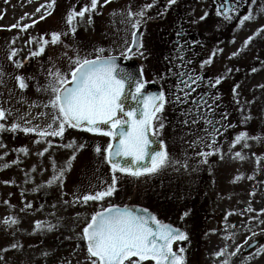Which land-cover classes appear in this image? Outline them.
I'll list each match as a JSON object with an SVG mask.
<instances>
[{"label": "rangeland", "instance_id": "1", "mask_svg": "<svg viewBox=\"0 0 264 264\" xmlns=\"http://www.w3.org/2000/svg\"><path fill=\"white\" fill-rule=\"evenodd\" d=\"M128 1L111 0L110 3L104 4V0H99L96 12L91 14L92 23L87 22L89 14L86 13L84 21L77 26L73 36L66 23V17L71 10L79 11L89 5L90 0H55L52 9L47 8L51 0H7V2L0 0V71L4 73L3 83L0 84V104L13 111L19 109L20 115L29 111L32 116L47 112L49 114L47 117L39 116L33 120V124H48L51 120V109H45L43 105L48 102L50 94L37 91V83L40 85L45 83L46 74L43 69L50 67L51 59L63 70H67L68 61L66 58H61L66 51L64 44L69 46L67 49L69 55H74L72 48L76 47L79 48L81 56L91 54L89 58L95 57V49L101 47L106 53L120 54L124 51L125 39L130 41L131 37V28L127 19ZM41 5L45 7L41 8ZM249 6L250 0H247V9L241 10L239 15L246 14ZM256 7L258 5L253 6L254 11ZM37 8H41V11L37 12ZM48 11L51 15L40 20L41 14ZM206 11V7L200 9L198 17L185 20L192 35L202 33L199 48L201 54L199 53L196 68L200 73H207L211 78L226 74L229 68L233 69L216 88V95L221 97L219 102L222 109L219 112L227 113L229 122L236 127L228 128L219 137L218 153L223 154V159L219 154L213 164H210L209 169L200 172L197 182L192 187L196 200L194 208L199 215L196 222L193 220L195 228L191 230L190 227L188 234L190 238L195 239L197 235L198 237L205 235V239L201 245L202 238H199L195 242V247H192L188 241L190 253L186 264H223L225 259H228L230 264H245L246 257L254 253L257 248L264 246V223H261L264 221V214H261V210H264V142L249 140L250 146L247 148L242 144H237L235 148H231L230 145L241 131L248 132L250 136L264 137V89L259 87L264 85V63H261L264 61V34L255 37L248 48L235 58L229 59V57L241 49L243 42L247 37L252 36L257 28L264 26V15L255 21L246 22L244 26L239 25L238 18L232 19L228 24L226 22L222 25L209 26L210 24H206L205 20L199 19ZM25 24L33 26L21 31V27ZM12 25L19 26L12 28ZM225 25L227 26L224 27ZM197 28H200V31ZM149 29L151 30L146 31L147 34L144 36L145 44L142 49L145 57L134 54L131 58L142 65L147 82L151 81L160 86V79L163 77L161 63L158 62L160 44L159 40L156 41V33H153L157 32L155 31L157 28L151 25ZM52 32H69V35L62 37L63 44L55 46L49 44L45 47L44 54L31 57V52L39 50V38L45 37L50 40ZM14 38H16L15 43H13ZM30 38L31 43H29ZM215 49L223 51L217 52L211 66L201 70V62ZM11 50L17 51L18 54L13 59L22 62L23 67L17 68L13 61L8 59ZM151 54L157 59L156 67L148 63ZM243 66L245 67L241 72ZM253 67L258 71L253 73L251 71ZM16 75L33 77L27 80L29 86L26 90L19 89L14 79ZM231 81L240 85L238 89L240 105L251 107L256 114L255 129L251 128L255 124H245L241 121L240 105L234 102L232 87H229ZM246 101H254V103L247 104ZM33 104L38 106L30 108ZM162 115L166 126L160 138L164 141L170 156L175 159L181 158L177 152L182 146L186 149L184 144L195 137L189 135L190 132L186 131L187 127L186 130L182 129L184 125H179L182 121L181 114H173L168 105H165ZM16 119V116L8 117L7 125L10 126ZM37 140L41 142L37 143ZM48 140L54 146L40 157L37 153L47 147V141L35 133L25 134L22 131L0 133V144L3 145L0 147V157H2L0 159V249L15 243V240H20L19 243L23 245V249L19 251L0 252L4 254L8 264H86V242L79 240L78 237L85 226L86 218H90L95 211L109 204H138L148 207L163 222L170 221L180 227H182L178 225L180 223L189 226L190 220L187 216L181 219L185 212L179 202L168 201L169 203L164 204L166 198L160 193V188H165L168 179L171 178L163 173L139 179L117 173L120 177L117 184L118 191L113 197L103 203L65 205L64 200L72 201L76 195L100 190L105 181L111 183L110 167L102 162L103 155L98 157L94 151L97 144L106 146L109 138L78 129H67L63 140L59 137H49ZM72 140L77 144H84L85 147L77 154L72 170L66 174L63 188L54 185L33 191L39 185L45 184L52 176L53 159L60 166L72 154L71 150L55 145L66 144ZM20 148H27L28 155L19 152ZM236 152H241L244 159L234 158ZM257 157L261 158L259 164ZM15 160H19L20 163L14 164ZM4 164L10 166L3 168ZM33 167L35 171H32ZM237 176H241L242 179L236 180ZM6 181L9 183H5ZM181 181L189 185L188 180L181 179ZM182 187L185 186L182 184ZM22 192L24 195L21 194ZM253 192L255 195H251ZM27 203H31L32 208H25ZM248 208L253 211H246ZM6 217L17 218L19 224L12 229H6L2 224ZM165 218L168 219L164 220ZM36 221L50 222L57 227L51 232H35ZM190 223L192 224L191 221ZM253 231L257 235L248 240V244L257 238L261 241L257 247L246 251L248 244H244V241L252 236ZM21 233L25 238L21 239ZM45 239H49L48 245L42 242ZM54 239L58 240L56 245ZM181 244L188 248L184 241L177 242L173 248L178 250ZM238 245L244 247L236 256H230L229 254L234 252ZM222 249H226L225 254L217 257L216 253ZM45 253L48 255H44ZM248 264H264V255L256 257Z\"/></svg>", "mask_w": 264, "mask_h": 264}, {"label": "snow or ice", "instance_id": "2", "mask_svg": "<svg viewBox=\"0 0 264 264\" xmlns=\"http://www.w3.org/2000/svg\"><path fill=\"white\" fill-rule=\"evenodd\" d=\"M110 2L111 0H104V4ZM177 2L178 0H167L164 10L160 11L158 15L163 16L167 9L176 5ZM242 2L244 0H220L216 15L222 16L226 21L238 18L240 26H244L246 22L255 21L264 15V0H250L247 13L240 16L239 4ZM156 3L157 0H152V3L144 4L135 12L129 6L127 19L131 28V42L129 43L125 39V50L120 53L121 57L129 59L134 54L145 57L140 30L149 19H152L147 13L156 6ZM54 4L55 0H51L47 8L52 9ZM98 4L99 0H90V4L81 10L73 9L68 13L66 23L71 35L75 36L77 26L84 21L86 13L89 14L87 22L92 23L91 14L96 12ZM257 5L258 7L254 11L253 6ZM43 7L45 6L41 5V8ZM41 8H37L36 11L40 12ZM47 15H51V12L41 14L40 20H44ZM208 15L205 12L199 19L203 21ZM18 26L12 25L11 27L16 28ZM32 26L25 24L21 27V31H26ZM262 34H264V26L257 28L252 36L247 37L241 49L232 53L229 59L238 56L240 52L248 48L255 37ZM50 35V40L45 37L39 38V50L31 52V57L44 54L45 47L49 44L52 46L63 44L62 37L68 36L69 32H52ZM182 35L181 31H177L176 55L170 60L174 67L169 69V73L176 77V83L172 86L169 94L163 90L158 93L147 92L146 85L148 82L143 78V68L141 67L138 75L128 71L118 63L120 57L111 53L104 55L106 50L102 47L95 49V58H89L91 54L81 56L79 48L76 47L72 48L74 55H69L67 51L69 46L64 44L66 51L61 58L67 59V70H63L50 59V67L43 69L46 74L45 83L43 85L37 83V91L50 94L48 102L43 105V108L51 109L50 122L46 125L33 124V120L37 117H47L49 115L47 112L32 116L31 111H29L20 115L19 109L13 111L0 104V133L5 131L35 133L47 141V147L37 153L40 157H43L54 146L48 138L59 137L63 140L67 129H78L109 138V143L106 146L97 144L94 151L98 157L102 154V162L110 167L111 183L105 181L100 190L76 195L72 201L64 200L65 205H87L89 202L103 203L106 199L113 197L118 191L117 184L120 177L117 173L139 179L140 177L160 175L168 168L178 171L177 165L187 170L188 159L190 158L186 157L183 161L173 158L167 151L164 141L160 139L166 126L162 114L165 105L169 102L178 105H194L181 114L185 117L182 123L185 127L203 125V128L200 129L203 135H195V138L187 143L188 147L193 150L200 149L195 151V155L201 158V164H207L208 157L216 155L220 151L217 147L218 137L222 136L228 128H235L236 125L229 122L227 113H221L220 118L215 119L217 101L221 99L219 95L205 91L198 98H192L193 93L204 84L206 78L197 74L195 70H186L187 65H190L192 61L187 59L183 53L184 49L190 48L191 45L187 42L181 43ZM15 39H13V43H15ZM31 42L32 39L30 38L29 43ZM222 51V49L213 50L212 54L201 62L200 69L203 70L211 66L217 52ZM17 54L16 50H11L8 59L13 61L17 68H21L23 63L13 59ZM236 70L238 71V69ZM232 71L233 69L229 68L226 74L207 79V89H216L227 78V74ZM251 71L255 73L258 69L253 67ZM3 76L4 73L0 71V84L3 83ZM14 79L19 89L26 90L29 86L27 80L33 79V77L25 78L16 75ZM259 87L264 89V85ZM239 88L240 85L235 84L231 89L233 100L238 106L241 103ZM169 95L171 100H169ZM129 99L133 102V106L128 105ZM246 103L251 104L254 101H246ZM37 106L33 104L30 105V108ZM239 110L243 123L246 124L253 119L251 114L244 115L243 107H240ZM10 116H16L17 119L9 126L6 122ZM189 135L192 134L189 133ZM249 140L259 143L264 142V137L250 136L248 132L241 131L234 137L230 147L235 148L237 144H242L243 147L247 148L250 146ZM36 142L40 143L41 140ZM0 147L3 145L0 144ZM55 147L71 150L72 154L60 166L53 159L51 161L52 176L45 184L39 185L33 191L54 185L63 188L66 174L72 170L77 154L83 151L85 145L77 144L75 140H72L66 144L55 145ZM18 151L28 155L27 148H20ZM220 157L223 159L222 153H220ZM234 158L243 160L244 156L241 152H236ZM260 159L257 157L258 164ZM13 163L18 164L20 161L15 160ZM9 166L4 164L2 167L7 168ZM32 171H35V167ZM248 178L253 179V177ZM240 179H242L241 176L236 177V180ZM25 182L27 183L28 180ZM5 183L9 182L6 181ZM21 194L24 195L23 192ZM62 195L67 194L62 193ZM251 195H255V193L253 192ZM5 203L8 202L5 201ZM25 208H32V204H25ZM246 211H253V209L248 208ZM231 214L229 213V215ZM261 214H264V210H261ZM187 215L189 213L185 212L181 219ZM77 218H79V214H77ZM2 224L6 229H12L19 224V221L15 217H6ZM56 227L57 225L46 221L34 223L35 232H51ZM249 230L251 231V229ZM256 235L257 233L253 231L252 236L246 239L244 244H248V240ZM78 239L86 242V264H147V262H151V264H186L183 255L186 251L185 248L180 247L178 250H174L173 245L177 242L187 241L189 236L180 228L161 221L146 207H121L109 204L108 207H101L95 211L90 218H86L85 226ZM243 247L244 245H238L235 251L229 255L236 256ZM22 249L23 245L15 242L0 249V252L7 253ZM225 252L226 249H222L216 253V256H223ZM44 255L48 254L45 253ZM261 255H264V246L257 248L254 253L246 257L245 264ZM0 264H8L2 254H0ZM223 264H230V261L225 259Z\"/></svg>", "mask_w": 264, "mask_h": 264}, {"label": "flooded vegetation", "instance_id": "3", "mask_svg": "<svg viewBox=\"0 0 264 264\" xmlns=\"http://www.w3.org/2000/svg\"><path fill=\"white\" fill-rule=\"evenodd\" d=\"M167 0H157L156 6L149 10L147 15L154 18L159 19L158 21L149 19L146 23V25H143L141 27V35H142V42L143 45L144 42V36L146 31H150L151 25L156 26V30L158 33H160L161 38L164 40L161 45H159V60L158 62L161 63V72L163 73V83L160 85L162 87V90L165 91L166 94H169L172 86L176 83V77L169 73V69L173 68V63H170V60L176 55V40L178 37L176 36L177 31H181L183 33L181 39V43L187 42L191 45V47H186L184 49V55L187 59H190L192 63L190 65H187L186 70H195L197 74L203 75L206 79L204 81V84L197 89L195 93H193L192 98H198L199 95L205 91L213 92L216 94V89H207V79H210L211 77L206 73L202 74L196 68L197 66V60L200 53V44H201V37L202 33L200 32L196 35H192L185 24V20H189L191 18L198 17V12L200 9H203L206 7V12L209 14L207 16V19H205V23L211 25H222L224 23L228 24L230 21H226L223 19L222 16L216 15V9L218 4L220 3V0H178L177 4L172 6L171 8H168L167 11L163 16L158 15V13L162 10H164ZM146 3H152V0H129L127 3V6H131L132 11H138L144 4ZM247 9V0H244V2L239 4V12L241 10ZM235 22V21H234ZM208 26V27H209ZM225 25L224 27H226ZM146 29V30H145ZM200 31V28H197ZM225 28H223L224 30ZM163 35V36H162ZM131 42V37L130 41ZM109 53H104V55H108ZM113 54V53H111ZM201 54V53H200ZM120 55V54H119ZM163 67V69H162ZM175 70V69H174ZM169 100H171V96L169 95ZM194 107L192 104H184V105H178L177 104V110L180 114L185 112L187 109ZM221 103L217 101L216 106V116L215 119L220 118L221 111ZM36 114V113H35ZM181 119H185L184 116L180 115ZM179 125H183L182 121L179 122ZM191 132L199 135H203V133L200 131V129L203 128V125H192L190 127H187ZM219 140V137H218ZM220 141H218L219 143ZM108 206V205H107ZM157 216V214H156Z\"/></svg>", "mask_w": 264, "mask_h": 264}, {"label": "trees", "instance_id": "4", "mask_svg": "<svg viewBox=\"0 0 264 264\" xmlns=\"http://www.w3.org/2000/svg\"><path fill=\"white\" fill-rule=\"evenodd\" d=\"M153 20L158 21L159 19L158 18L157 19L152 18V21ZM153 33H156V41L159 40L158 43L161 45V43H163L164 40L161 38L160 33H158V32H153ZM157 33H158V35H157ZM153 42H155V41H153ZM152 55L153 54H151V56L149 57L150 60H149L148 63L152 67H154V66L156 67V65H157V59L154 58V57H152ZM244 67L245 66H243L241 68V72L243 71L242 69H244ZM162 69H163V67H162ZM160 80H161V84H162L163 81H162V79H160ZM230 83H231V85L229 87H233L235 85V82L234 81L233 82L231 81ZM166 105H168V107L173 112V114L179 113V111L177 110V104L169 102ZM240 107H243L244 108V115L251 114V116L253 117V119L250 120L249 122H247V124H255V125H252L251 126L252 129H255L256 128V124H257L256 123V121H257L256 114H254V112L251 109V107L250 108L248 106L247 107H244L242 105H240ZM240 107H239V109H240ZM239 115H240V119L242 121V115H241L240 110H239ZM238 120H239V118H238ZM182 129L183 130L184 129L186 130L187 128L183 126ZM186 131L188 133L189 132L192 133V137H195L193 132H191L188 129ZM196 135H199V134H196ZM181 144H182V142H181ZM184 145H185L186 149L184 148V146H182V148L179 150V152H177V154H179L181 158H177V159H180V160L183 161L186 157L190 158V159H188V169L185 170L183 167H180L179 165H177V167L179 168L178 171L174 170L173 168H168L165 172H163L164 175H166V176L169 175L168 177L171 178V179L170 180L168 179V182L166 183L167 185H166L165 188H160V190H161L160 193L166 198V202H164V204L169 203V202H173V201H174L173 203L179 202L181 204L180 205L181 209L182 210L184 209L183 210L184 212H188L189 213V215H187V217L192 222V224L190 223V221H188L189 226H187L186 224H183V223L178 224V225H182V227L184 228L185 232L188 234V229L190 227H192V229L190 228L191 230H193V227L195 228V226H196L195 225V222L198 219V215H199L198 214V211H196L195 208H194V204H195V201L196 200H195V197H194L195 194L193 192L192 187L197 182L196 179H198L199 174H201L200 172L205 171V169H209L210 168V164H213V161L217 159V157L219 156L220 153H217L216 155H212V158L211 157H208V163L207 164H201L200 163V159L201 158H198L196 156V159H194L195 151H199L200 149L193 150V149H191V148L188 147V144L187 143L184 144ZM181 179H184V181L188 180V184L189 185L187 186L186 184H184V182H182ZM182 184L185 187H182ZM170 198L172 199V201H170ZM152 200H153V198H152ZM167 219L168 218H165L164 220H167ZM171 220H173V219H171ZM193 220L195 222H193ZM173 221H175V220H173ZM185 221H186V219H185ZM191 233H192V231H191ZM20 235H22L21 236V239H23V237L25 238L24 234L21 233ZM193 235L194 234L192 233V236ZM188 236H189V234H188ZM199 238H202V242H201V245H202L203 242H204V239H205V235H203L201 237H198V235H197L196 239L193 238V237H191L190 238L191 240L188 239L187 241H184L187 244V247H188L187 249L184 246V244H181V246H179V248L180 247H183L186 250L183 253V255L185 256V260L186 261L188 260V256H189V253H190V251H189V249H190L189 248V243H191V246L192 247H195V244H196L195 242L198 241ZM12 240L14 241L15 239H12ZM188 241H189V243H188ZM15 242H21V241L20 240H15ZM42 242H45L44 244H47V245L50 243L49 242V239H45ZM57 243H58V240L55 241V239H54V245H56Z\"/></svg>", "mask_w": 264, "mask_h": 264}, {"label": "water", "instance_id": "5", "mask_svg": "<svg viewBox=\"0 0 264 264\" xmlns=\"http://www.w3.org/2000/svg\"><path fill=\"white\" fill-rule=\"evenodd\" d=\"M141 31V30H140ZM117 57H120V59L118 60V63L121 65V67H123V68H125V69H127L128 71H130V72H133L134 74H139V71H140V69H141V66H140V64L136 61V60H134V59H131V58H129V59H125V58H123V57H121V56H119V55H116ZM143 78H144V74H143ZM162 89L160 88V87H157V86H150V85H146V91L147 92H152V93H158L159 91H161ZM128 105L129 106H133V102L131 101V99H129V101H128ZM161 139V138H160ZM119 206H121V207H123V206H132V207H137V208H143V207H145V206H141V205H138V204H125V205H119ZM146 208H148V207H146ZM149 209V208H148ZM150 210V209H149ZM151 211V210H150ZM153 214H155L153 211H151ZM156 215V214H155ZM165 223H170V224H172L173 226H175V227H178V226H176V225H174L173 223H171V222H165ZM178 228H180L181 230H183L184 231V229L183 228H181V227H178ZM260 241H261V239L260 238H257V239H255V240H253L252 242H250L247 246H246V248H245V250L246 251H249V250H251V249H253V248H255V247H257L258 245H259V243H260ZM250 245H251V247H250ZM175 250V249H174Z\"/></svg>", "mask_w": 264, "mask_h": 264}]
</instances>
